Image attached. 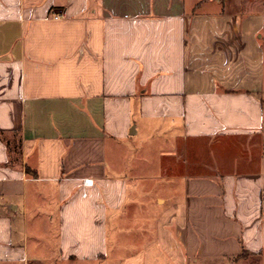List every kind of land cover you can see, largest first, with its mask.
I'll list each match as a JSON object with an SVG mask.
<instances>
[{
    "label": "crops",
    "instance_id": "obj_1",
    "mask_svg": "<svg viewBox=\"0 0 264 264\" xmlns=\"http://www.w3.org/2000/svg\"><path fill=\"white\" fill-rule=\"evenodd\" d=\"M224 7L0 0V264H264V52Z\"/></svg>",
    "mask_w": 264,
    "mask_h": 264
},
{
    "label": "rangeland",
    "instance_id": "obj_2",
    "mask_svg": "<svg viewBox=\"0 0 264 264\" xmlns=\"http://www.w3.org/2000/svg\"><path fill=\"white\" fill-rule=\"evenodd\" d=\"M224 1L226 3L224 7L226 12H233L244 15V20L246 22L245 29L256 33V39L260 42V45L262 46L264 52V0H224ZM151 140L149 141L147 139H144L143 136L136 137L133 140H129V145L131 147L130 152L133 155L132 156L133 159L136 157V155L139 156V158L140 157L142 158L143 156H145L144 155L145 153H147V156L148 154H151L153 156L156 155L155 152L161 149L164 142L162 140L161 141L160 140L151 141ZM138 151L142 152V154H140ZM153 213L154 210L152 209L148 210L147 215L149 216V218L153 217ZM143 215L146 214L143 213ZM111 236H113V232H111ZM225 264H229V263L226 262Z\"/></svg>",
    "mask_w": 264,
    "mask_h": 264
},
{
    "label": "built area",
    "instance_id": "obj_3",
    "mask_svg": "<svg viewBox=\"0 0 264 264\" xmlns=\"http://www.w3.org/2000/svg\"><path fill=\"white\" fill-rule=\"evenodd\" d=\"M55 19H56V20L60 19V16H56ZM83 183H84V186H85V187H90V186L93 185V181H92V180H84Z\"/></svg>",
    "mask_w": 264,
    "mask_h": 264
},
{
    "label": "trees",
    "instance_id": "obj_4",
    "mask_svg": "<svg viewBox=\"0 0 264 264\" xmlns=\"http://www.w3.org/2000/svg\"><path fill=\"white\" fill-rule=\"evenodd\" d=\"M221 1L223 2L224 6H225V4H226L225 1H224V0H221ZM2 137H3V136H2V132L0 131V138H2ZM245 255H246V253L243 252V254L237 258L238 261L242 260V258H243Z\"/></svg>",
    "mask_w": 264,
    "mask_h": 264
}]
</instances>
